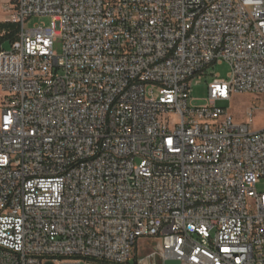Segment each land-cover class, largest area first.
I'll return each instance as SVG.
<instances>
[{
    "label": "built area",
    "instance_id": "2783aa9c",
    "mask_svg": "<svg viewBox=\"0 0 264 264\" xmlns=\"http://www.w3.org/2000/svg\"><path fill=\"white\" fill-rule=\"evenodd\" d=\"M3 9L19 32L0 48V264H264V127L218 105L264 109V0ZM222 62L195 105L192 79Z\"/></svg>",
    "mask_w": 264,
    "mask_h": 264
},
{
    "label": "rangeland",
    "instance_id": "374dc122",
    "mask_svg": "<svg viewBox=\"0 0 264 264\" xmlns=\"http://www.w3.org/2000/svg\"><path fill=\"white\" fill-rule=\"evenodd\" d=\"M12 0H7L8 3ZM4 0H0V14H3V21H7L8 15L3 9ZM52 19L50 17H32L28 22V27H32L34 24L45 23L49 25ZM5 49H10V44H5L3 46ZM55 49L57 52L62 50V40L59 39L55 43ZM230 72V66L227 62L217 63L211 65L202 74H197L192 79V93L191 99L195 105H202L205 103V99L208 96V84L215 75H219V79H227ZM0 95H2V90L0 89ZM218 105L227 109L228 113L231 114L235 121L245 122L247 119V112L250 107L257 106L258 109L255 112L254 120L251 123V128L253 130L260 129L264 127V109L262 108V99L251 93H237L232 96L231 100L219 101ZM258 189L264 191V178L258 183ZM154 243L152 240L141 239L133 253V259L136 260L144 259V262L148 260L147 255L152 251ZM60 260V259H59ZM78 262L73 258H65L60 261H56L55 264H117L109 261L97 260L92 258H81ZM160 263V260L158 261Z\"/></svg>",
    "mask_w": 264,
    "mask_h": 264
},
{
    "label": "trees",
    "instance_id": "16d2710c",
    "mask_svg": "<svg viewBox=\"0 0 264 264\" xmlns=\"http://www.w3.org/2000/svg\"><path fill=\"white\" fill-rule=\"evenodd\" d=\"M19 25L9 21H0V48L12 44L18 39ZM63 259V258H62ZM136 261V258L134 259Z\"/></svg>",
    "mask_w": 264,
    "mask_h": 264
},
{
    "label": "water",
    "instance_id": "95a60500",
    "mask_svg": "<svg viewBox=\"0 0 264 264\" xmlns=\"http://www.w3.org/2000/svg\"><path fill=\"white\" fill-rule=\"evenodd\" d=\"M45 264H54L52 260H48ZM164 264H180V261L178 260H166L164 261Z\"/></svg>",
    "mask_w": 264,
    "mask_h": 264
},
{
    "label": "crops",
    "instance_id": "0c3cea01",
    "mask_svg": "<svg viewBox=\"0 0 264 264\" xmlns=\"http://www.w3.org/2000/svg\"><path fill=\"white\" fill-rule=\"evenodd\" d=\"M6 1H7V0H4L3 5H4V3H5ZM0 21H3V14H0Z\"/></svg>",
    "mask_w": 264,
    "mask_h": 264
}]
</instances>
